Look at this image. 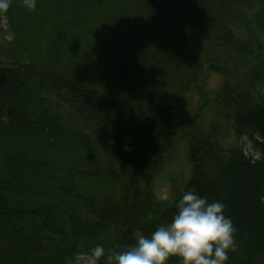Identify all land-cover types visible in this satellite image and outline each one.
<instances>
[{
	"label": "trees",
	"instance_id": "1",
	"mask_svg": "<svg viewBox=\"0 0 264 264\" xmlns=\"http://www.w3.org/2000/svg\"><path fill=\"white\" fill-rule=\"evenodd\" d=\"M209 73L221 76L213 92ZM179 140L189 173L160 199L154 178ZM190 189L225 205L226 264H264V0H10L0 264H113Z\"/></svg>",
	"mask_w": 264,
	"mask_h": 264
},
{
	"label": "clouds",
	"instance_id": "2",
	"mask_svg": "<svg viewBox=\"0 0 264 264\" xmlns=\"http://www.w3.org/2000/svg\"><path fill=\"white\" fill-rule=\"evenodd\" d=\"M32 10L36 0H23ZM10 0H0V12L9 8ZM225 205L209 200L195 190H185L175 201V212L169 222L146 235L137 230L134 243L121 251L112 252L113 264H167L176 256L180 264H226L229 251L236 248V228L224 213ZM94 255L104 253L97 245Z\"/></svg>",
	"mask_w": 264,
	"mask_h": 264
},
{
	"label": "rangeland",
	"instance_id": "3",
	"mask_svg": "<svg viewBox=\"0 0 264 264\" xmlns=\"http://www.w3.org/2000/svg\"><path fill=\"white\" fill-rule=\"evenodd\" d=\"M5 25L4 19L1 20V26ZM221 76L216 73H209L205 79V85L209 89L210 92H213L220 84ZM188 104L185 106L184 111L186 113V117H190L192 112L195 111L196 107L199 103V95L194 92L189 98ZM244 141V142H243ZM240 143L244 145V147L253 152V147L251 142L247 139L239 140ZM178 150L174 155V158L170 160L166 166L162 167V169L156 174L154 178L153 188L156 196L160 199L167 198L171 194V187L174 184H180L182 179H185L189 173V164L187 161V149L184 141H178ZM89 263L90 258L84 255H80L75 259V263ZM91 263V262H90Z\"/></svg>",
	"mask_w": 264,
	"mask_h": 264
}]
</instances>
